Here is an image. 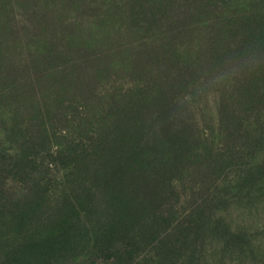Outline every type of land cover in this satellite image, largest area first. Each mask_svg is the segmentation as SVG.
Instances as JSON below:
<instances>
[{
  "label": "rangeland",
  "instance_id": "rangeland-1",
  "mask_svg": "<svg viewBox=\"0 0 264 264\" xmlns=\"http://www.w3.org/2000/svg\"><path fill=\"white\" fill-rule=\"evenodd\" d=\"M0 167L1 264H264V0H0Z\"/></svg>",
  "mask_w": 264,
  "mask_h": 264
},
{
  "label": "trees",
  "instance_id": "trees-1",
  "mask_svg": "<svg viewBox=\"0 0 264 264\" xmlns=\"http://www.w3.org/2000/svg\"><path fill=\"white\" fill-rule=\"evenodd\" d=\"M144 15L145 14L143 12L142 13L143 18H139V17L136 18V16H134L137 21L135 22V24L133 25V27H136L138 25L144 24V22H145V16ZM219 51L222 52L221 54H224L223 50L220 49ZM243 85L244 84H242L241 86H243ZM246 86H247V84L244 86V91L246 89ZM145 100H147V98H145ZM121 138H122V136H119V137L115 138V142H117ZM55 150H56L55 152H52L51 154H49L52 157V160L49 163H50V165L53 166V168L50 169V171H49V168H47L48 171H49L48 172L49 177H47V182H45L46 185H47L46 187H51V185L57 183V177H54V175H57L59 169H62V171H65L69 167L68 166L69 162L67 163V160H66V162L64 160L65 157H67V154L64 153V150L62 148L55 149ZM75 156H78V154H76ZM75 156H72L71 158H73ZM119 156L122 157V161L120 163H118V164H124V165H126V167L123 168V175H122L123 177H124V174L127 173V170L130 169V167H133L134 169L137 168V170L140 169V167H141V166H139V165H141L139 163L140 162L139 160L141 158L140 155L134 154V155H129L128 156L126 154L124 155V152H123ZM75 159L77 160L78 157H75ZM0 171H1V167H0ZM2 172H4V171L2 170ZM43 172H47V171H43ZM42 178L43 177H36L35 178V188H36V191L38 192V194H40V196H39L40 201H43L44 198L47 199V197H49V198L50 197H53L52 194H50V195H48V194L46 195L45 194V193H47V190L45 192H42L40 190V187H42V181H43ZM3 186L4 185L2 183L0 185V199H1V201H3L4 199H6V201L10 204V207L14 211H4V212H0V220L12 221V219L14 217H17V216L18 217H21V214H24L25 215L24 217H27V218H41L42 214H44V213H42L43 211L39 212V209L37 208V207H41L42 206V203L40 201H38V202L32 201V203H30L29 205H27V204L26 205L20 204L18 197L17 198H13L11 194H9V195H2L1 190L3 189ZM120 187L122 188L123 187V184ZM27 191L30 192L31 190L29 189ZM43 194H44V196H43ZM45 195L47 197H45ZM66 196H67V194H65V193L62 194L61 193L58 197H55L54 198L55 199V203L60 202V201H65V200L67 201V199H65ZM62 198L65 199V200H63ZM123 202H124V200H121L119 202L118 207H116L113 210V212H114L113 214L114 215L116 214L118 216V218L120 219V223L123 226V230L125 231L126 230V227L123 224L127 220L128 214L126 216V214L123 212V206H122ZM32 205H34V206H32ZM29 207H31V208H29ZM46 218H47L48 221H50V219H52L51 214H48ZM62 221H64V219ZM62 229H63V227H60L59 228V232H60V234H63L64 235L66 232L64 231V229L63 230ZM55 230H56V228H54V229H48L47 232H41V233H39V232H36L35 230L29 229V227H28L26 229L25 233H27L26 235H29V233H30L31 235L37 236V240L38 241L43 240L44 242H46V241H49L52 236H54ZM78 233H79V230L76 229V230H73V232L71 234H73V236L75 235V237H77L76 234H78ZM102 237L103 238L104 237H107L109 239L110 238V231H108L107 229H104L103 228L102 229V232L100 233V238H102ZM68 242L69 241L60 240L55 245H53V244L50 243V244H47V246H45L46 247L45 249H48V252L50 251V248L53 251H57V250H60V249L61 250H66L67 249L66 246H67ZM93 243L95 244V239L94 238H93ZM25 245H29L30 246L32 244H31L30 241L29 242L27 241L25 243ZM117 246H119V248H117ZM73 247L75 248L77 246H73ZM114 248L116 250V253L119 254V255H126L128 258L133 255V253L131 252V250L127 249V243L126 244H123V245H115ZM109 249L110 248H108V250ZM0 256L2 258L3 255L0 254ZM77 257H79V256H77ZM117 257H119V256L117 255ZM121 259H125V258H122L121 257ZM2 261L4 262L5 260L2 259ZM5 263H6V261H5ZM28 263H30V262H28ZM0 264H1V262H0Z\"/></svg>",
  "mask_w": 264,
  "mask_h": 264
}]
</instances>
